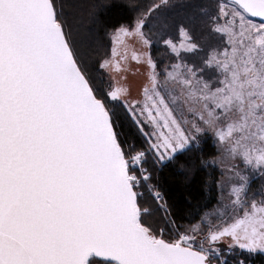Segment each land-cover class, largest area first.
Here are the masks:
<instances>
[{"label":"snow or ice","instance_id":"6c2138e0","mask_svg":"<svg viewBox=\"0 0 264 264\" xmlns=\"http://www.w3.org/2000/svg\"><path fill=\"white\" fill-rule=\"evenodd\" d=\"M127 3L108 55L60 0H0V264H264V0ZM208 133L223 210L183 227L163 173Z\"/></svg>","mask_w":264,"mask_h":264},{"label":"trees","instance_id":"16d2710c","mask_svg":"<svg viewBox=\"0 0 264 264\" xmlns=\"http://www.w3.org/2000/svg\"><path fill=\"white\" fill-rule=\"evenodd\" d=\"M60 2L66 5V12L75 16L79 25V38L94 47L98 42H101V51H106L108 55L111 51L108 37L110 31L120 24L129 23L135 16L128 6L127 0H60ZM69 3L74 7H68ZM161 47L154 45V49H159V51L153 52L154 57L160 56ZM216 154L215 147L208 138L199 145L195 158L208 161ZM188 159V156L181 157L177 163L163 173V182L167 192L166 199L169 201L173 218L183 227L199 220L201 214L215 201L216 193H213V190L209 188V183L211 180L218 179L216 169L200 164L197 165L198 171L190 179H186L180 164L185 163ZM261 183L260 179L253 180L249 194L257 191Z\"/></svg>","mask_w":264,"mask_h":264},{"label":"rangeland","instance_id":"374dc122","mask_svg":"<svg viewBox=\"0 0 264 264\" xmlns=\"http://www.w3.org/2000/svg\"><path fill=\"white\" fill-rule=\"evenodd\" d=\"M257 22H259V21H257ZM108 37H109V42H110V46H111V49H112L113 41H112V37H111L110 33L108 34ZM109 55H111V51H110ZM156 59H157L158 64H159V67H158L157 71L159 73H161V76L163 75L165 65H169L170 66V64L172 62H174V61H170L168 59L167 55H165V53L163 51V48L161 50L160 56L158 58H156ZM130 63H131L133 71H130L127 74L128 75V80L126 82L127 86H129L131 88V92H132V95L134 97H138L140 99H143L142 91H143V87H144V85L146 83V77L143 74V70H141L140 73H135V71H134L135 67H136L135 62L132 61ZM169 70H170V67H169ZM105 77H107V74H105ZM208 138L211 140V143L215 147V150H216V153H217L215 157H218L220 155V152L218 150V148H219L218 142L216 141L215 137L212 136L211 133H208L206 136H202L201 140H200V144L203 141H205L206 139H208ZM207 162L208 163L206 165H204V167H209V168H212V169H216L217 173H218V179L217 180L220 179L221 173L226 169V166L229 164V162L227 160L224 161L223 165H221V163H219V162L212 163V159L208 160ZM241 167H243V165H241ZM211 181L209 183V188L213 190V193H216V196H215L216 199H215V201H213L211 203V205L208 207V209L201 214L199 220H197V221H200L201 218L203 217V218H206V220H210L213 223H215L220 218V212L223 210L222 201H221V198H220L221 197V191L217 187V185L212 183ZM226 191H227V188H225V192ZM209 196L211 197L212 195L210 194ZM197 221H195L193 223H196Z\"/></svg>","mask_w":264,"mask_h":264},{"label":"water","instance_id":"95a60500","mask_svg":"<svg viewBox=\"0 0 264 264\" xmlns=\"http://www.w3.org/2000/svg\"><path fill=\"white\" fill-rule=\"evenodd\" d=\"M252 19H255V20L259 21L258 18H252Z\"/></svg>","mask_w":264,"mask_h":264}]
</instances>
